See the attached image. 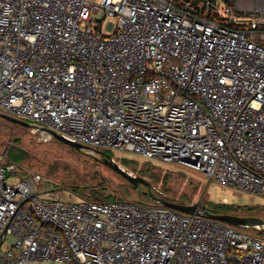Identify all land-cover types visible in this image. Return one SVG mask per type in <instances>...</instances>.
I'll use <instances>...</instances> for the list:
<instances>
[{
    "label": "built area",
    "instance_id": "obj_1",
    "mask_svg": "<svg viewBox=\"0 0 264 264\" xmlns=\"http://www.w3.org/2000/svg\"><path fill=\"white\" fill-rule=\"evenodd\" d=\"M0 113L264 196V0H0ZM12 169L0 264H264V239L204 215Z\"/></svg>",
    "mask_w": 264,
    "mask_h": 264
},
{
    "label": "rangeland",
    "instance_id": "obj_2",
    "mask_svg": "<svg viewBox=\"0 0 264 264\" xmlns=\"http://www.w3.org/2000/svg\"><path fill=\"white\" fill-rule=\"evenodd\" d=\"M102 16V12H98L93 18L101 19ZM23 121L31 125L29 121ZM102 152L125 171L144 178L151 187L148 189L140 185L134 188L102 163L96 153L77 151L50 138L41 129L12 124L0 117V163L13 166L7 173L9 182L39 174L42 178L40 188L58 189L68 198L84 200H91L87 191L75 194L73 186L101 182L106 187V194L144 205L154 204L149 196L152 194L184 205H227L233 215L264 220V196L240 194L231 186L218 184L186 166L153 163L129 153L109 149ZM142 168L144 173L140 172ZM232 227L238 232L264 239V227Z\"/></svg>",
    "mask_w": 264,
    "mask_h": 264
},
{
    "label": "water",
    "instance_id": "obj_3",
    "mask_svg": "<svg viewBox=\"0 0 264 264\" xmlns=\"http://www.w3.org/2000/svg\"><path fill=\"white\" fill-rule=\"evenodd\" d=\"M188 1V0H185ZM0 117L9 121L12 124H18L20 126L30 128L31 125L23 120L14 118L10 115L0 113ZM51 137L62 142L63 144L77 150V151H88V147L83 146L81 144L70 142L58 134L51 132ZM101 162L107 165L111 170L119 174L121 177H123L127 182H129L134 188H138L140 185H143L146 188H150L151 185L149 182H147L144 178L140 176H134L130 174L129 172L125 171L118 163L111 160L107 156H104L101 159ZM149 194V193H148ZM150 198L156 202L157 204L172 209L174 211H177L179 213L183 214H189V215H204L205 217L219 221L221 223H224L226 225L230 226H237V227H264V220L257 218V217H250V216H236L232 214H211L206 212L205 206L203 203H196L193 205H184L179 204L173 201H169L167 199L156 197L152 194H149Z\"/></svg>",
    "mask_w": 264,
    "mask_h": 264
},
{
    "label": "trees",
    "instance_id": "obj_4",
    "mask_svg": "<svg viewBox=\"0 0 264 264\" xmlns=\"http://www.w3.org/2000/svg\"><path fill=\"white\" fill-rule=\"evenodd\" d=\"M124 163L127 164V162H124ZM131 163L134 164V161H132ZM140 172L144 173L145 170L142 168ZM72 191H74L75 194H82L83 192L87 191L88 198L91 199L87 201H91V202L100 203V202L125 200L123 198H115L114 196H111L110 194H106L107 193L106 187L101 182H96V183H91V184L85 183L84 185L73 186ZM153 205H158V204L154 202ZM204 206H205L206 212L211 213V214H224V213L231 214L229 212L230 208L227 205H213V206L208 205L207 206L206 204H204Z\"/></svg>",
    "mask_w": 264,
    "mask_h": 264
}]
</instances>
